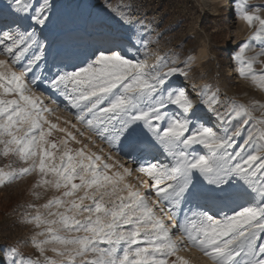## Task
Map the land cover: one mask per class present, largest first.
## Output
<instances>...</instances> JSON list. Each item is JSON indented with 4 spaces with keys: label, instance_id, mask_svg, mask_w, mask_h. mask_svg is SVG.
<instances>
[{
    "label": "snow or ice",
    "instance_id": "snow-or-ice-1",
    "mask_svg": "<svg viewBox=\"0 0 264 264\" xmlns=\"http://www.w3.org/2000/svg\"><path fill=\"white\" fill-rule=\"evenodd\" d=\"M251 7L240 0L238 17L255 31L232 59L264 90V15ZM55 14L54 0L0 9V55L11 60L0 59V156L25 165L0 167V187L36 174V199V189L58 193L22 216L39 257L6 246L9 264H189L179 254L189 246L211 264H264V119L254 116L264 104L228 98L221 112L219 89L188 83L191 58L147 63L154 54L128 17L122 31L101 33L88 53L53 60L41 75L52 44L40 34ZM45 82L83 131L37 95ZM148 149L161 156L146 158Z\"/></svg>",
    "mask_w": 264,
    "mask_h": 264
},
{
    "label": "rangeland",
    "instance_id": "rangeland-1",
    "mask_svg": "<svg viewBox=\"0 0 264 264\" xmlns=\"http://www.w3.org/2000/svg\"><path fill=\"white\" fill-rule=\"evenodd\" d=\"M235 1L240 0H54L56 14L50 29H66L68 26L65 25V18L68 17L81 23L93 19L102 22L112 20L113 25L117 27L112 31H122L124 28L122 17H128L134 22L136 31L145 41V49L154 54L152 62H147L149 65L156 62L157 55L175 57L180 66H184L185 61L191 58L188 65L191 79L188 83L196 84L198 89L204 85L211 86L213 91L219 89L221 103L216 107L224 112L228 108L226 103L228 98L245 105L253 102L258 105L264 104V90L256 87L251 81L241 78L232 59L237 46L248 40L255 31L254 27L248 24L246 26L239 19V6L235 5ZM247 3L250 6L249 10H254L251 6H261V15H264V0H247ZM11 19L15 18L10 16L9 20ZM69 27L65 33L74 34V26L69 25ZM40 35L41 39H45V33ZM62 44L63 39L52 40L51 49L45 52L47 63H42L41 75L50 74L47 69L53 67V60L58 62L54 57L55 49ZM201 51H205L206 57L199 62L195 57L199 56ZM259 51L260 48L256 47L254 51L249 52V55ZM0 59L9 60L11 64L10 58L6 55H0ZM13 68L16 71L20 70L16 65H13ZM256 68L259 70L261 65L257 64ZM34 90L49 108L59 107L56 116L77 123L74 112L61 106L60 98L48 90L46 82L44 86ZM193 98L198 99L195 94ZM254 116L264 119V109L255 111ZM49 118L54 119V117ZM208 119L209 123H215L214 118ZM61 126H64L63 123ZM77 127L84 130L81 124L77 123ZM86 134L94 136L91 132ZM84 142L87 143L86 140ZM97 144L106 151L110 150L103 141L97 139ZM73 147L79 145L73 144ZM89 147L92 151L97 150L91 145ZM148 152H151V155H148ZM113 155L125 162L126 166L135 168L136 165L130 157L115 151ZM152 155L159 157L161 153L148 149L146 158L151 159ZM10 162L15 167L25 166L13 156L8 158L0 156V167ZM136 175L140 174L134 173V176ZM141 178L148 179L143 176ZM129 180L135 183L132 177ZM36 181L37 175L32 174L15 183L0 187V264H9L10 258L6 255V246L16 247L25 259H35L40 255L32 244L36 229L24 223L22 216L26 211L34 214V211L27 207L29 204L43 205L58 193L36 189L35 191L41 192L40 198L36 199L32 195ZM46 254L54 256L51 251Z\"/></svg>",
    "mask_w": 264,
    "mask_h": 264
},
{
    "label": "bare ground",
    "instance_id": "bare-ground-1",
    "mask_svg": "<svg viewBox=\"0 0 264 264\" xmlns=\"http://www.w3.org/2000/svg\"><path fill=\"white\" fill-rule=\"evenodd\" d=\"M35 2L36 0H34V3ZM235 2V5L239 6L240 1ZM7 3L8 0H0V9H3L5 5H7ZM241 21L246 24V26H248L244 20L241 19ZM113 23L114 22L112 20L102 22L95 19L89 20L87 23H81L66 17L65 25L68 26L67 28H70L69 25H73L75 33L66 34L65 31L67 28H58L55 30L49 29L43 32L45 33L46 37L49 38V40H46L45 43L48 44L49 42H51L52 44V40L54 38L63 39V44L56 47L54 57L58 59V62L60 60H65V62H75L78 57L88 53L95 46L101 33H107L117 29V27H115ZM144 50L147 51L146 49ZM153 56L154 55L148 56L147 62H152ZM67 57H72V60L68 61ZM205 57V51H201L200 55L196 56L195 58L200 62ZM234 66L236 67L235 63ZM208 118H211V115H209ZM179 254L185 257L189 261V264H211V261L207 257H205L203 253L195 248H191L190 246L188 250L181 251Z\"/></svg>",
    "mask_w": 264,
    "mask_h": 264
}]
</instances>
